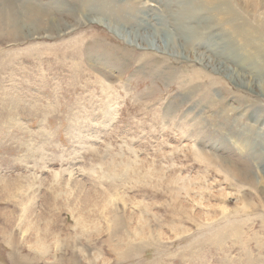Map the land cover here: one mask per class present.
<instances>
[{
	"label": "rangeland",
	"instance_id": "obj_1",
	"mask_svg": "<svg viewBox=\"0 0 264 264\" xmlns=\"http://www.w3.org/2000/svg\"><path fill=\"white\" fill-rule=\"evenodd\" d=\"M260 1L195 0L167 55L95 5L15 0L82 20L0 25V264H264V55L245 53L264 43ZM183 2L142 10L170 3L172 26ZM135 19L121 30L151 41Z\"/></svg>",
	"mask_w": 264,
	"mask_h": 264
},
{
	"label": "bare ground",
	"instance_id": "obj_2",
	"mask_svg": "<svg viewBox=\"0 0 264 264\" xmlns=\"http://www.w3.org/2000/svg\"><path fill=\"white\" fill-rule=\"evenodd\" d=\"M2 1H4L5 5L0 6V12L2 14L4 21H2L3 20L2 19L0 21V23L2 22L0 25H2V27H3V25L7 26L9 32H12V33H15V32L18 33L19 32L18 27H17V26H19L18 23L25 22V23H23V25L30 27V29H29L30 32L33 31L34 33H37V31H39V26L41 25L44 28V30H46L47 33L50 34V32L52 31V32H54L55 35H59L61 33H68L70 31H72V29L76 25H78L82 20V19H79L77 17V20H76L74 26L70 22H67V21H63L62 23H59V24L53 26V23L50 22V19L47 17V15L51 11L49 12L45 8L42 10L40 5L39 6H36V5L34 6V4L29 5L30 6L29 10H27L24 14H21V13L19 14L17 11V8L15 7V0H2ZM182 1H186V2H183L182 9H179V10H182V13H181L180 19L177 20V25H176V23L174 24L175 26L174 25L171 26V23L169 22V18H167V20L164 22V20L166 19V18L164 19L165 13L167 14L168 12H170L169 11L170 6H171L170 3L165 5L163 8L161 7V4L155 5V6H153V9H151L150 11H146V13H144V14H143V10L145 9L144 6L148 5L149 3L151 4L152 0H148V1H146V0L145 1H141V0H81V3H82V6H89L90 7L91 5H93V6L95 5L96 8L98 9V14L104 16L106 18L104 21L107 20L109 25H111V26L116 25L117 28L119 29V32H118V30H116L119 34L117 36L124 39L128 44H134V45L136 44L137 46L142 45L146 48L155 49L157 52H159L161 54H167V55L174 54L175 55L176 54L175 51H177L178 49L180 51L183 48V43H182L183 41H181V37H182V35L184 37H186V36L183 34V32L180 28L182 27V25L184 23H186V18H189L187 20V23H190L193 20H195L196 18L201 17L198 15L200 13L204 12L203 4H201L199 6L195 5L196 6L195 11L192 9L194 12L193 11L191 12L188 9H191L192 3L195 0H182ZM257 6H259V7L263 6L264 7V1L263 2L260 1L259 3L253 4V9L255 11H256ZM143 7H144V9H143ZM25 8H28V7H25ZM86 9H88V8H86ZM86 9H85V11H86ZM165 9H168V10H165ZM68 13H70V12L68 11ZM175 14H177V13H175ZM62 15H64V13H62ZM138 16H140L141 21L135 22L136 32L139 31L138 29H141V30H147V29H151V28L154 29L155 34H151V41H149V39L146 37L147 33L141 34V36L138 35V33H136L135 35H130L129 33H125L124 31L121 30V28L127 26L129 24V22L136 20L135 18ZM169 16H172V15H169ZM151 17H153V18H151ZM65 18H66V15H65ZM150 18L153 20L150 21L151 20ZM198 19H200V18H198ZM195 24H198V23H195ZM263 26H264V22H263ZM162 31L165 34L164 37H165L166 42L161 41L162 38L160 37V33H162ZM9 32H7V33H9ZM198 33L199 32L197 31V34L194 35V37L197 36ZM237 33H239V32L237 31ZM48 37H52V36L49 35ZM244 40L248 41L249 40L248 36H244ZM155 42L158 43V47L155 46V44H154ZM246 44H247V47H246L247 49L245 50V53H249L248 52L249 51L248 46L252 45L256 48V50H255L256 52L264 55V43L253 45L252 43L247 42ZM168 51L169 52L171 51L172 53H169ZM206 59H208L207 63L205 61ZM200 62H201L200 65H202L206 69L211 67V69L213 71L219 72V73L221 72V70H223L222 73L226 74L227 76H229L228 74H230L231 76L233 74H236V73L232 72L225 65H221V64L216 63L215 61H211L209 59V57H204L202 60H200ZM208 65H210V66H208ZM255 69H256V67H255ZM229 71L231 73H229ZM231 76H230V80H232L231 82H233L234 79ZM249 84H251V82H249L248 85ZM258 84L260 85L261 83H258ZM243 85H244V83H243ZM259 85H257V86L259 87ZM260 86H262V85H260Z\"/></svg>",
	"mask_w": 264,
	"mask_h": 264
}]
</instances>
